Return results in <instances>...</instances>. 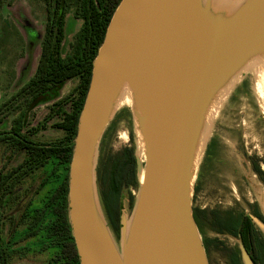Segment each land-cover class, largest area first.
Wrapping results in <instances>:
<instances>
[{"label":"water","instance_id":"water-1","mask_svg":"<svg viewBox=\"0 0 264 264\" xmlns=\"http://www.w3.org/2000/svg\"><path fill=\"white\" fill-rule=\"evenodd\" d=\"M255 57H264V0H119L92 60L68 168L79 264H209L193 216L196 166L211 110ZM124 92L144 158L134 154L137 192L129 218L120 209L116 243L95 163Z\"/></svg>","mask_w":264,"mask_h":264},{"label":"trees","instance_id":"trees-1","mask_svg":"<svg viewBox=\"0 0 264 264\" xmlns=\"http://www.w3.org/2000/svg\"><path fill=\"white\" fill-rule=\"evenodd\" d=\"M39 1L43 3L46 14L34 72L0 106V114L4 113L6 116L15 109V101L22 99L21 105H18L19 113L10 119L8 130H0V143L10 150V155L19 153L22 156L14 166H0V221L8 201H18L20 197L16 191L18 184L39 171L41 184L54 182L53 190L40 207L32 210L28 223L29 232L25 235L37 237L41 243L40 249L50 252L48 264H79L67 218L68 168L78 115L89 84L92 60L119 0H79L75 13L81 19L80 26L65 51L63 40L66 32L67 0ZM69 80H75V84L64 96L52 99L47 105L43 122L38 126L26 124V111L35 100L43 94L55 93ZM49 120H53L51 126L60 132L59 136L45 142L33 138ZM109 129L110 126L105 135ZM134 152L133 145L124 146L112 159L109 172L103 181L105 217L116 235L119 233L123 195L126 196L130 208L135 199L131 191L136 190L138 185ZM12 194L15 195L12 197ZM26 211L25 206L19 216L20 221L25 217ZM10 257L0 245V264H8Z\"/></svg>","mask_w":264,"mask_h":264},{"label":"rangeland","instance_id":"rangeland-1","mask_svg":"<svg viewBox=\"0 0 264 264\" xmlns=\"http://www.w3.org/2000/svg\"><path fill=\"white\" fill-rule=\"evenodd\" d=\"M67 1L71 7L77 0ZM44 11V6L39 0H4L0 9V106L34 72L40 51V40L45 19ZM72 13H74L73 9L68 8L66 32L63 40L64 51L67 50L69 42L73 41L74 36H76L81 22V19L79 17L74 18ZM250 82V74L247 71L241 72L217 103L213 118L210 119V127L207 129L208 133L216 129L221 131L228 147L224 160L229 164L232 163V166L230 164V167L224 171L216 170L218 175L216 178H208L209 182L204 188L206 189L205 195L208 194L212 201L220 200L222 205L233 204L235 197L241 196L242 193L256 200H260L261 195L264 196V184L259 182L255 173L252 174L242 164L247 155H252L264 170V116L260 111L258 100L250 89ZM74 84L75 80H69L55 93L39 96L31 108L26 111V124L38 126L39 123L43 122L47 113V105L52 102L53 98H60L68 93ZM21 103L22 99L15 101V109L12 113L6 116L4 113L0 114V119H2L0 130H8L10 119L19 113L18 105ZM52 121L49 120L45 123L33 138L45 142L58 137L60 132L51 126ZM108 126L110 129L105 135ZM108 126L98 146L95 163L96 190L102 212H104L103 181L109 172L114 156L124 146L133 145L134 154L139 155L141 160L144 158L128 103L120 102L117 105L115 114ZM121 135H125V138L123 139ZM21 157L19 153L14 154V156L13 154L10 155V150L0 143V166L5 164L14 166L21 160ZM199 164L200 156L193 186L195 182H200L201 179ZM41 182L42 178L39 171L25 178L18 184L16 191L20 196L23 194L22 191H25L27 196L21 198L20 201L18 200L19 203L11 199L5 207L7 208V215L12 214L14 219V232L10 236L11 243L5 241V247L12 253L8 264H48L50 252L40 249L41 243L37 237L31 238L25 235L29 232L28 223L32 210L40 207L46 196L53 190L54 182L50 184H41ZM131 191L136 195L135 189ZM25 202L27 211L25 217L20 221L19 216ZM193 205L194 202H192ZM121 207L129 218L132 208L128 206L125 195L122 197ZM103 214L105 215V212ZM112 235L118 243V235L114 234L113 231ZM0 244L4 246L2 240ZM15 250L18 252L15 253Z\"/></svg>","mask_w":264,"mask_h":264},{"label":"flooded vegetation","instance_id":"flooded-vegetation-1","mask_svg":"<svg viewBox=\"0 0 264 264\" xmlns=\"http://www.w3.org/2000/svg\"><path fill=\"white\" fill-rule=\"evenodd\" d=\"M78 2V0L74 2L71 7L70 3L67 5V10L68 8L73 9L74 13L72 14L76 19L78 16L75 9ZM3 3L4 0H0V9ZM67 16L66 12V23ZM227 152V142L221 135V131L211 130L204 139L200 153L199 175L201 179L200 182H195L192 193L193 216L198 226L206 257L209 264H243L240 252L242 246L253 264H264V209L262 207L264 196L261 195V199L256 200L242 193L241 196L235 197L233 204L222 205L220 200L212 201L208 194L205 195L206 189L204 188L209 182L208 178H216L218 175L216 170L224 171L230 167V164L232 166L230 161L229 164L224 160ZM242 164L252 174L255 173L259 182L264 184V170L252 155H247ZM243 175L246 178L244 173ZM19 191L21 192V190ZM22 193L19 201L27 196L25 191ZM14 195L12 194V197ZM210 195L212 196V193ZM25 206L26 202L23 209ZM5 207L0 221V236L4 245L2 247L11 256L12 253L5 247V241L11 243L10 236L14 232V219L12 214L7 215Z\"/></svg>","mask_w":264,"mask_h":264},{"label":"bare ground","instance_id":"bare-ground-1","mask_svg":"<svg viewBox=\"0 0 264 264\" xmlns=\"http://www.w3.org/2000/svg\"><path fill=\"white\" fill-rule=\"evenodd\" d=\"M244 71H247L250 74V77H251L250 89H251L252 93L254 94V96L256 97V99L258 100V102L260 104V111L264 116V57H255L254 59H252L246 65V67L244 68ZM119 100L121 103L124 102V103L129 104V102H130L129 94L127 92L122 93L120 95ZM215 108H216V106L210 112L211 113L210 119L213 118L214 112L216 110ZM121 137L124 139L125 135H121ZM232 188H234V187H232ZM262 207L264 209V202L262 204Z\"/></svg>","mask_w":264,"mask_h":264}]
</instances>
